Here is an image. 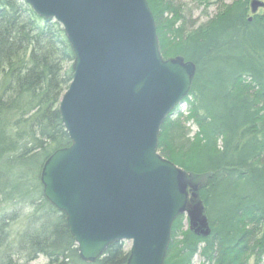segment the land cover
Here are the masks:
<instances>
[{"label": "trees", "instance_id": "obj_1", "mask_svg": "<svg viewBox=\"0 0 264 264\" xmlns=\"http://www.w3.org/2000/svg\"><path fill=\"white\" fill-rule=\"evenodd\" d=\"M208 7L224 0H193ZM251 0L225 6L188 32L182 7L147 0L164 60L196 66L192 88L161 127L158 152L188 174L209 175L199 189L211 235L173 224L165 264H261L264 259V14L249 17ZM75 54L63 27L24 0H0V264H127L125 242L87 263L66 217L45 198L39 174L6 180L11 165H39L71 141L59 106L74 76ZM197 133L190 138L188 123ZM27 187L21 189L22 184ZM32 216L16 235L17 206Z\"/></svg>", "mask_w": 264, "mask_h": 264}, {"label": "water", "instance_id": "obj_2", "mask_svg": "<svg viewBox=\"0 0 264 264\" xmlns=\"http://www.w3.org/2000/svg\"><path fill=\"white\" fill-rule=\"evenodd\" d=\"M24 1L63 27L75 54L59 106L71 145L43 167L45 198L65 215L85 262L128 242L127 264H165L190 182L158 152V137L190 93L196 66L163 59L147 0ZM260 9L264 2L252 0L251 13ZM190 215L189 230L208 238V220Z\"/></svg>", "mask_w": 264, "mask_h": 264}, {"label": "rangeland", "instance_id": "obj_3", "mask_svg": "<svg viewBox=\"0 0 264 264\" xmlns=\"http://www.w3.org/2000/svg\"><path fill=\"white\" fill-rule=\"evenodd\" d=\"M173 1L182 7V15L184 16L186 23L188 24L186 30L188 32H191L197 29L198 27L207 24L219 12H221L225 6L232 5L236 0H224L223 5H220L218 3V4H212L208 7L199 5L195 3L193 0H173ZM260 1L264 2V0H260ZM248 8H249V17L253 18L255 15L251 13L250 4ZM263 14H264V9H260L256 14V16L257 15L261 16ZM177 107L179 111L182 112L184 115L187 114L188 106L186 104H180ZM187 125L190 129V138L193 139V137L197 133V127L193 124V122H189ZM42 170L39 171L38 164L31 163L30 165H26V166L25 165L7 166V168H5L4 170V173L6 176V180L12 177L14 179L25 176L28 177V179L33 180L34 183H36V177L38 176L39 172H40L39 178L41 181ZM185 173H186L187 181L190 182L187 190L189 194L187 214L184 215L185 218L184 225L187 229L189 228L191 213H193L195 216L201 219H207L203 203L199 196V189L207 182L209 175L207 174V175L195 176L188 174L187 172ZM18 184L20 185L22 184V182H19ZM26 185L25 183H23L21 185V189L27 187ZM42 191L44 193L43 185H42ZM13 211L16 212L17 215H19L18 221L11 228V234L16 235L25 227L27 223V219L32 216L33 214L32 204L30 203L23 206H17L13 209ZM125 244L127 251H130L131 244L128 242H125ZM202 263H203V259L201 258L200 255H197L194 258L192 264H202ZM34 264H48V260L45 257H40L36 262H34ZM251 264H253V261H251ZM261 264H264V259L262 260Z\"/></svg>", "mask_w": 264, "mask_h": 264}]
</instances>
